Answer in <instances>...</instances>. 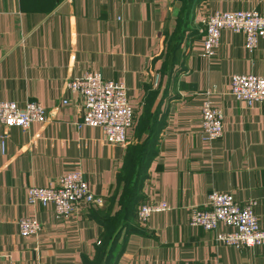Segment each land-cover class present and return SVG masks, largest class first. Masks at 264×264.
Returning a JSON list of instances; mask_svg holds the SVG:
<instances>
[{
	"label": "crops",
	"instance_id": "0c3cea01",
	"mask_svg": "<svg viewBox=\"0 0 264 264\" xmlns=\"http://www.w3.org/2000/svg\"><path fill=\"white\" fill-rule=\"evenodd\" d=\"M180 2L0 0V102H35L46 113L44 124L0 126V264H97L95 250L111 220L117 224L109 229L108 264H264V241L236 250L187 221L210 192L228 193L237 203H256L253 215L264 232V103L246 106L228 94L232 75L264 79V38L257 37L249 52L240 35L222 29L216 54L205 59L199 33L206 13L264 15V0H194L169 54ZM88 72L125 87L134 123L124 148L106 143L99 128L76 126L80 98L63 85ZM203 99L222 118L221 138L208 144L198 119ZM149 138L155 155L144 169L136 207L124 217L117 175L126 148ZM74 170L99 198L97 205L57 219L49 205L25 203L27 187L52 186ZM159 202L168 209L149 214L143 224L135 221L138 204ZM25 217L41 225L39 234L18 236L15 220Z\"/></svg>",
	"mask_w": 264,
	"mask_h": 264
},
{
	"label": "built area",
	"instance_id": "2783aa9c",
	"mask_svg": "<svg viewBox=\"0 0 264 264\" xmlns=\"http://www.w3.org/2000/svg\"><path fill=\"white\" fill-rule=\"evenodd\" d=\"M201 33L200 50L203 58L214 57L222 29L241 36L242 47L251 52L257 37L264 38V15L256 10L211 11L199 21ZM156 79V78H155ZM228 94L238 103L249 106L252 103H264V79L251 75H232L228 81ZM66 92L80 98L82 108L77 128L95 127L101 131L103 140L114 146L124 148L127 141L125 131L132 127L133 114L125 98V87L97 74L85 73L78 78L66 81L63 85ZM65 101L61 100L60 105ZM200 136L207 144L221 138V114L211 103L203 99L198 106ZM46 113L42 106L35 102H24L16 107L12 102H0V126L3 128L26 129L30 124H44ZM5 137H0V153L3 152ZM25 203L29 206L52 207L54 216L65 219L79 206L91 208L99 203V198L87 190L82 174L78 170L61 175L52 186L45 188L27 187ZM256 203L246 200L243 204L235 202L227 193L210 192L206 205L189 210L188 226L198 228L205 233H213L214 241L236 250L258 248L264 241V232L257 228L253 215ZM163 202L138 204L135 210V221L143 224L151 213L167 210ZM18 236H34L40 233L41 225L33 218L15 220ZM226 229L220 233L218 227ZM194 264V263H185ZM197 264V263H195Z\"/></svg>",
	"mask_w": 264,
	"mask_h": 264
},
{
	"label": "trees",
	"instance_id": "16d2710c",
	"mask_svg": "<svg viewBox=\"0 0 264 264\" xmlns=\"http://www.w3.org/2000/svg\"><path fill=\"white\" fill-rule=\"evenodd\" d=\"M180 12L176 20L175 29L169 36L167 43V51L172 54L176 48V44L183 32L186 30V25L189 20V11L191 4L194 0H180ZM152 132H150V136ZM151 138L144 140L141 145L136 148H126L124 153V159L120 173L117 175V185L121 190L118 196V206L120 207L121 213L126 215L130 214L139 200L138 190L139 185L145 176V167L151 158L155 155L154 142H150ZM95 217V216H94ZM100 221V220H99ZM112 225L105 226V223H100L106 228V235L99 243V247L95 250L94 260H97V264H108L110 260V254L113 249V237L109 235V229H113L116 220H111ZM126 221V220H125ZM121 224L124 223L120 222ZM96 264V263H95Z\"/></svg>",
	"mask_w": 264,
	"mask_h": 264
}]
</instances>
